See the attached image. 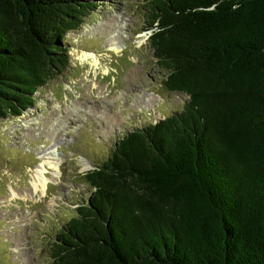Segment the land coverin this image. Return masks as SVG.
Masks as SVG:
<instances>
[{
  "label": "trees",
  "instance_id": "16d2710c",
  "mask_svg": "<svg viewBox=\"0 0 264 264\" xmlns=\"http://www.w3.org/2000/svg\"><path fill=\"white\" fill-rule=\"evenodd\" d=\"M103 0H0V120L70 66ZM144 31L181 109L81 175L51 264H264V0H148Z\"/></svg>",
  "mask_w": 264,
  "mask_h": 264
},
{
  "label": "rangeland",
  "instance_id": "374dc122",
  "mask_svg": "<svg viewBox=\"0 0 264 264\" xmlns=\"http://www.w3.org/2000/svg\"><path fill=\"white\" fill-rule=\"evenodd\" d=\"M147 2L103 0L66 34L69 68L39 88L21 116L0 120V264H51V241L89 196L81 175L122 134L187 100L163 88L165 71L144 31ZM84 52L99 59L97 68L82 60Z\"/></svg>",
  "mask_w": 264,
  "mask_h": 264
},
{
  "label": "bare ground",
  "instance_id": "6f19581e",
  "mask_svg": "<svg viewBox=\"0 0 264 264\" xmlns=\"http://www.w3.org/2000/svg\"><path fill=\"white\" fill-rule=\"evenodd\" d=\"M110 39H113V38L112 37L110 38V35H109L107 39V41H109L108 43L109 47L115 50L116 52H120L123 49L122 45H118L117 42H115V40H110ZM89 59H90L89 64L91 65V67L97 68L99 64V59H97L95 55L91 52H84L82 54V60H89Z\"/></svg>",
  "mask_w": 264,
  "mask_h": 264
}]
</instances>
